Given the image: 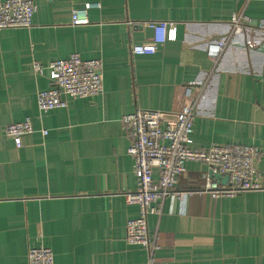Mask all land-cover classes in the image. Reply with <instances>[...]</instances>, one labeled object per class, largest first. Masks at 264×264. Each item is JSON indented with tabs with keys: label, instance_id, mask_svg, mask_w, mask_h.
<instances>
[{
	"label": "crops",
	"instance_id": "0c3cea01",
	"mask_svg": "<svg viewBox=\"0 0 264 264\" xmlns=\"http://www.w3.org/2000/svg\"><path fill=\"white\" fill-rule=\"evenodd\" d=\"M87 3L89 22L70 23ZM28 28L0 30V264H28L30 247L51 249L54 264H264V0H35ZM235 12L250 19L252 49L228 45L215 65L208 42L226 35ZM150 21L170 23L154 54H133L150 41ZM260 28L262 32L257 30ZM77 52L102 62L103 90L65 97L46 113L37 94L52 75H35ZM204 85L193 121L192 148L230 143L262 151V188L212 199L193 192L162 201L147 217L154 250L125 241L127 220L138 214L125 201L137 184L129 138L121 122L136 107L177 111L183 86ZM30 118L35 131L16 147L7 125ZM47 130L42 134L41 130ZM209 168L188 161L177 190L201 188Z\"/></svg>",
	"mask_w": 264,
	"mask_h": 264
},
{
	"label": "built area",
	"instance_id": "2783aa9c",
	"mask_svg": "<svg viewBox=\"0 0 264 264\" xmlns=\"http://www.w3.org/2000/svg\"><path fill=\"white\" fill-rule=\"evenodd\" d=\"M92 7L99 8L100 4L87 3L72 9L70 23L87 24L88 9ZM35 12V0H0V30L30 27ZM147 25L152 30L151 39L131 45L133 54H154L167 40L170 23L150 21ZM226 25V35L208 42L205 46L206 55L215 65L230 44L240 43L252 49L263 43L260 36L250 35L254 27L243 12L233 13ZM257 30L262 32L260 28ZM32 69L38 76L44 75L47 70L52 75L51 86L37 94V108L41 113L66 107L65 97H93L103 90L102 62L99 58H82L79 53L73 52L66 58L47 64L33 61ZM262 89L264 93V74ZM203 98L204 85L194 92L193 85L187 84L183 86L182 105L177 111L136 107L131 113L122 116L121 122L129 138L126 152L133 160V173L137 184L134 192L125 195L128 204L138 206L137 216L127 220L125 225V241L129 245L150 251L158 247L149 233L147 217L150 214L159 215L162 201L169 196L183 202L193 192H199L208 194L212 199H219L262 188L258 169L262 151L259 147L239 143L211 145L202 149L191 147L193 121ZM34 131L32 121L27 117L7 125L5 134L13 140L16 147H20L22 136ZM41 132L47 134L45 129ZM188 161L203 163L212 172L228 176V180L222 184L206 173L202 177L203 184L200 189L177 190L179 176L185 172ZM27 263L54 264V256L48 247H30Z\"/></svg>",
	"mask_w": 264,
	"mask_h": 264
},
{
	"label": "water",
	"instance_id": "95a60500",
	"mask_svg": "<svg viewBox=\"0 0 264 264\" xmlns=\"http://www.w3.org/2000/svg\"><path fill=\"white\" fill-rule=\"evenodd\" d=\"M209 174L211 175V177L220 181L222 184H224L228 180V176L212 172L211 170H209Z\"/></svg>",
	"mask_w": 264,
	"mask_h": 264
}]
</instances>
